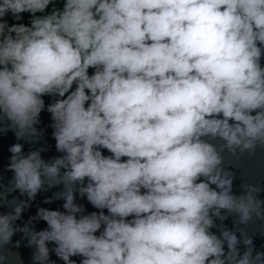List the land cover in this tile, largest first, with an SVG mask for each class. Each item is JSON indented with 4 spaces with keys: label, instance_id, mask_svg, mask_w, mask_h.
Segmentation results:
<instances>
[{
    "label": "clouds",
    "instance_id": "9594fccd",
    "mask_svg": "<svg viewBox=\"0 0 264 264\" xmlns=\"http://www.w3.org/2000/svg\"><path fill=\"white\" fill-rule=\"evenodd\" d=\"M58 2L0 0V134L37 143L46 110L61 153L9 147L0 264H23L24 240L32 264H264L245 232L264 220V188L234 194L223 155L264 148V0ZM57 186L44 202L63 211L16 223Z\"/></svg>",
    "mask_w": 264,
    "mask_h": 264
},
{
    "label": "water",
    "instance_id": "95a60500",
    "mask_svg": "<svg viewBox=\"0 0 264 264\" xmlns=\"http://www.w3.org/2000/svg\"><path fill=\"white\" fill-rule=\"evenodd\" d=\"M261 64L264 66V56H262ZM76 85H73L71 90H75ZM70 90V91H71ZM67 95V94H66ZM66 98V97H65ZM45 104H49L51 102V98L48 96L43 97ZM41 123L37 125L38 129H42L44 131L43 137L37 143H26L24 141H17L13 132L9 131L7 134H0V183L7 184V182L12 178L13 173L7 170V165L9 163V159L11 153L9 152V147L15 143H22L23 144V151L27 154L29 151L36 150L43 148L44 151L41 152V156L45 161H51L54 157L61 155L56 150L55 144L56 141L53 138V129L50 126L51 115L46 110L42 111L40 115ZM215 143L219 144L222 141H215ZM104 155H110L107 150H103ZM224 163L225 166L229 167L231 171L235 173V178L233 180V192L236 195H239L242 191L241 184H255L264 188V148L257 147L256 151L249 155L247 153L233 157L228 152H224ZM215 187V186H213ZM62 186L53 187L48 190H42L37 193L35 199L31 202V206L24 210L21 214V219L16 221L17 224L23 226V224L29 219V217L36 216L37 210L40 207L47 208L50 210H61L63 211L62 205L64 201L60 200H53L51 203H45L44 201L46 198H51L53 193L62 191ZM13 196L20 197V199H25V197L20 196L19 191L12 193L9 196L11 199ZM260 198L264 200V191L260 193ZM75 202L77 204H83L85 206L86 212L91 213L93 211H97L93 206L87 202L86 198H80L78 195L76 197ZM10 211V209L5 207H0V213H4ZM106 211V210H105ZM236 217L229 216L226 220L222 222L223 226H226L228 229H235L236 227H244L242 225H235L234 220ZM216 224L219 226L221 225V221L217 220ZM35 229L37 231L43 230L47 228L46 222L40 220L34 223ZM212 232L218 233L217 228L211 229ZM246 234L253 237L254 245L256 250L264 251V220L253 219L247 226H245ZM239 237V232L236 233ZM21 233H17L13 236V241L21 239ZM27 241L24 240L21 243L18 251L20 257L23 261V264H32V252L33 249L26 247ZM49 247H54V245L50 244ZM240 250L243 251V246L241 245ZM50 259L55 261V264H63L58 257L55 256L54 253L50 254ZM72 259L77 261L79 264L80 257H72Z\"/></svg>",
    "mask_w": 264,
    "mask_h": 264
},
{
    "label": "rangeland",
    "instance_id": "374dc122",
    "mask_svg": "<svg viewBox=\"0 0 264 264\" xmlns=\"http://www.w3.org/2000/svg\"><path fill=\"white\" fill-rule=\"evenodd\" d=\"M62 3H63V0H59V2L57 3L56 6H57V7H62ZM46 12H50V10L47 9ZM38 15H39V14H38ZM22 16H23V19H22V21H20V22H22V23H24V24H28V22H29V18H30V14H28V13H23ZM7 20H8V22H9V24H12V23H15V22H16V21L13 20V18L11 17V15H9V16L7 17ZM92 71H93V70L90 69V70H89V74H91Z\"/></svg>",
    "mask_w": 264,
    "mask_h": 264
},
{
    "label": "crops",
    "instance_id": "0c3cea01",
    "mask_svg": "<svg viewBox=\"0 0 264 264\" xmlns=\"http://www.w3.org/2000/svg\"><path fill=\"white\" fill-rule=\"evenodd\" d=\"M51 7H52V6L50 5V6H49V10H50V11H51Z\"/></svg>",
    "mask_w": 264,
    "mask_h": 264
}]
</instances>
